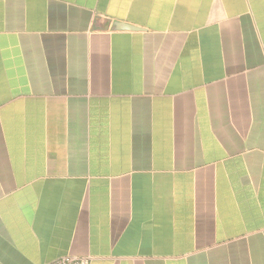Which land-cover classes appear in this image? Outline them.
Instances as JSON below:
<instances>
[{
	"label": "crops",
	"instance_id": "crops-1",
	"mask_svg": "<svg viewBox=\"0 0 264 264\" xmlns=\"http://www.w3.org/2000/svg\"><path fill=\"white\" fill-rule=\"evenodd\" d=\"M264 264V0H0V264Z\"/></svg>",
	"mask_w": 264,
	"mask_h": 264
},
{
	"label": "built area",
	"instance_id": "built-area-1",
	"mask_svg": "<svg viewBox=\"0 0 264 264\" xmlns=\"http://www.w3.org/2000/svg\"><path fill=\"white\" fill-rule=\"evenodd\" d=\"M90 258H79L74 256H63L50 264H89Z\"/></svg>",
	"mask_w": 264,
	"mask_h": 264
}]
</instances>
